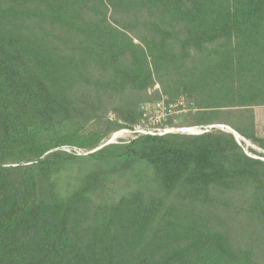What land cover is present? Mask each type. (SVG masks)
<instances>
[{"label": "trees", "instance_id": "1", "mask_svg": "<svg viewBox=\"0 0 264 264\" xmlns=\"http://www.w3.org/2000/svg\"><path fill=\"white\" fill-rule=\"evenodd\" d=\"M164 98L264 150V0H0V264H264L232 133L107 144Z\"/></svg>", "mask_w": 264, "mask_h": 264}, {"label": "rangeland", "instance_id": "2", "mask_svg": "<svg viewBox=\"0 0 264 264\" xmlns=\"http://www.w3.org/2000/svg\"><path fill=\"white\" fill-rule=\"evenodd\" d=\"M160 90V86L157 85L155 88L150 90V95L154 94L155 91ZM165 99L161 102H165ZM159 102V101H157ZM157 102L150 103L147 106L153 107ZM173 106V114L171 115L174 119V126L173 127H168L166 126L163 128V123L159 122L155 118V114L152 112H149L148 116L151 118H148L147 121H144L141 126H137L136 129H142V130H148V131H158L161 130L163 131L164 129H167L168 131H171V133H183V134H190V132H187L188 130H193L194 132H202L204 128L202 127H190V125L193 123L194 118L196 117L197 114V108L194 107L187 99H180L177 103L172 104ZM152 111V110H151ZM157 115V114H156ZM112 119H116L115 115H111ZM238 115H230L227 116V123L230 124L231 126L235 127L236 124L240 123V120L238 119ZM183 120L185 121V126L183 127L180 126L179 123L180 121ZM255 120H256V127H257V135L259 137H264V108H256L255 109ZM216 126H219L216 124ZM219 129V128H218ZM186 131V132H185ZM135 136V133L128 132L126 130L120 131L115 133L110 141H113L114 143L118 142V140H124L128 141L132 139ZM241 139V138H239ZM242 147L244 148L245 152L252 158L255 159H261L264 161V157H261L264 155V150L259 148L257 145L252 143L251 141L248 140H240ZM253 151V152H252ZM261 155V156H260ZM260 157V158H259Z\"/></svg>", "mask_w": 264, "mask_h": 264}, {"label": "built area", "instance_id": "3", "mask_svg": "<svg viewBox=\"0 0 264 264\" xmlns=\"http://www.w3.org/2000/svg\"><path fill=\"white\" fill-rule=\"evenodd\" d=\"M144 110H145V113H146L145 116L147 118H150L148 116L149 115L148 113L152 112V113L155 114V118L161 123H163L168 116H171L174 113L173 112V106L172 105H166L165 102H157L155 105H153V107L146 106L144 108ZM151 118H153V117H151ZM211 129H212L211 127H206L202 132L203 133L204 132H208ZM126 131L132 132V133L153 134V135H155V134L163 135V134H166V133H171V131H168L167 129H164L163 131L158 130L157 132H155V131L152 132V131H148V130H142V129H140V127H139V129H136V131H130V130H126Z\"/></svg>", "mask_w": 264, "mask_h": 264}, {"label": "water", "instance_id": "4", "mask_svg": "<svg viewBox=\"0 0 264 264\" xmlns=\"http://www.w3.org/2000/svg\"><path fill=\"white\" fill-rule=\"evenodd\" d=\"M211 128H219V129H221V130H223V131H225V132H228V133H232L233 135H234V137H235V139H236V141L241 145V142H240V140H246L245 138H243L239 133H237L236 131H234L233 129H231L230 127H228V126H225V125H219V126H216V125H213V126H210ZM186 132V131H185ZM187 132H190V134H192V135H200V134H202L203 132H200V133H196V132H194L193 130H188ZM239 138H241V139H239ZM111 143H114L113 141H110V142H108L107 144H111ZM99 149H101V148H99ZM99 149H97V150H99Z\"/></svg>", "mask_w": 264, "mask_h": 264}, {"label": "crops", "instance_id": "5", "mask_svg": "<svg viewBox=\"0 0 264 264\" xmlns=\"http://www.w3.org/2000/svg\"><path fill=\"white\" fill-rule=\"evenodd\" d=\"M226 126V125H225ZM228 127H230V126H228ZM231 128V127H230ZM232 129V128H231Z\"/></svg>", "mask_w": 264, "mask_h": 264}]
</instances>
